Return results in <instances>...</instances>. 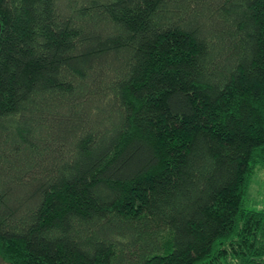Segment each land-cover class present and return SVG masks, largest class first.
I'll use <instances>...</instances> for the list:
<instances>
[{
    "label": "trees",
    "instance_id": "1",
    "mask_svg": "<svg viewBox=\"0 0 264 264\" xmlns=\"http://www.w3.org/2000/svg\"><path fill=\"white\" fill-rule=\"evenodd\" d=\"M264 0H0V264H264Z\"/></svg>",
    "mask_w": 264,
    "mask_h": 264
},
{
    "label": "rangeland",
    "instance_id": "2",
    "mask_svg": "<svg viewBox=\"0 0 264 264\" xmlns=\"http://www.w3.org/2000/svg\"><path fill=\"white\" fill-rule=\"evenodd\" d=\"M247 204L251 210L264 211V169L261 167L251 182Z\"/></svg>",
    "mask_w": 264,
    "mask_h": 264
}]
</instances>
